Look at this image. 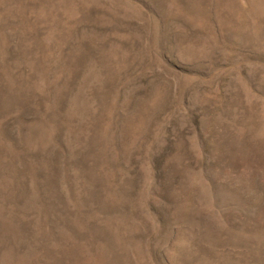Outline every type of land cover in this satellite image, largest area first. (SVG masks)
Listing matches in <instances>:
<instances>
[{"label":"rangeland","instance_id":"1","mask_svg":"<svg viewBox=\"0 0 264 264\" xmlns=\"http://www.w3.org/2000/svg\"><path fill=\"white\" fill-rule=\"evenodd\" d=\"M0 264H264V0H0Z\"/></svg>","mask_w":264,"mask_h":264}]
</instances>
